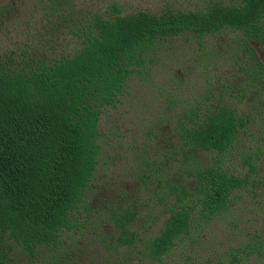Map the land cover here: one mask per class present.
Masks as SVG:
<instances>
[{
  "label": "trees",
  "instance_id": "1",
  "mask_svg": "<svg viewBox=\"0 0 264 264\" xmlns=\"http://www.w3.org/2000/svg\"><path fill=\"white\" fill-rule=\"evenodd\" d=\"M112 7V16L93 14L74 30L81 45L72 54L52 59L29 52L18 58L0 55V264H15L8 239L35 256L43 247H56L60 231L71 227L73 209L96 169L100 114L115 103L130 73L144 64L158 40L182 32H239L243 50L250 52L253 69L248 74L264 90V0L123 14L118 4ZM183 115L174 130L190 183L168 181L161 199L167 194L173 199L152 236L142 237L133 228L138 211L117 206L109 217L113 230L105 246L113 254L100 264H128L126 253L132 250L162 261L180 241L195 238L228 211L254 182L250 156L243 174L218 160L186 163L197 150L227 152L246 128L248 115L221 102L186 109ZM252 253L260 255L261 244L243 243L225 256L230 264H250Z\"/></svg>",
  "mask_w": 264,
  "mask_h": 264
},
{
  "label": "rangeland",
  "instance_id": "2",
  "mask_svg": "<svg viewBox=\"0 0 264 264\" xmlns=\"http://www.w3.org/2000/svg\"><path fill=\"white\" fill-rule=\"evenodd\" d=\"M210 1L240 0H0V55L18 58L29 52L52 59L72 54L81 45L74 30L89 23L93 14L112 16L114 3L123 14L196 9ZM243 47L241 34L230 29L202 36L182 32L158 40L144 64L130 73L115 103L100 114L96 169L73 209L71 227L60 231L56 247H43L35 256L8 239L15 264H100L113 254L105 246L113 230L109 217L117 206L138 211L133 228L140 236L156 234L173 199L168 194L161 199L168 181L190 183L180 162L184 155L176 121L186 109L216 102L248 115L247 126L227 152L197 150L186 163L218 160L243 174L250 156L254 182L241 190L228 211L195 238L180 241L162 261L132 250L125 252L128 264H216L223 256L221 264H230L228 250L254 242L261 244V254L252 253L249 262L264 264V90L248 74L253 68Z\"/></svg>",
  "mask_w": 264,
  "mask_h": 264
}]
</instances>
